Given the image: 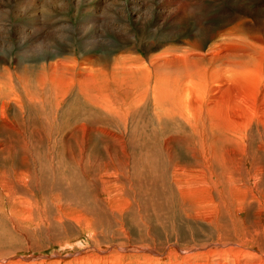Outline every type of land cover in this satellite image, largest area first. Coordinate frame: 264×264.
<instances>
[{
	"label": "rangeland",
	"instance_id": "1",
	"mask_svg": "<svg viewBox=\"0 0 264 264\" xmlns=\"http://www.w3.org/2000/svg\"><path fill=\"white\" fill-rule=\"evenodd\" d=\"M28 76L44 79L52 93L67 90L63 109L82 91L92 95V105L103 95L122 99L112 108L127 123L130 157L136 150L128 147L129 132L138 124L139 146L156 138L176 148L171 141L184 135L198 139L201 150L197 156L179 148L187 170L175 184L166 174L162 188L174 208L156 222L127 215L133 202L124 194L102 202L113 210L106 212L113 227L103 222L92 232L80 209L64 211L62 228L52 229L37 215L10 220L1 199L0 264H264V0H0V84ZM255 89L254 116L239 124L233 97ZM48 95L44 114L52 117ZM221 105L227 111L216 114L219 122L210 112ZM77 137L67 139L66 153H76ZM41 138L35 131L34 139ZM111 143L112 154L123 147ZM105 166L106 173L118 171L114 158ZM93 174L91 191L100 195ZM30 178L33 185L54 183L37 167ZM119 186L111 183L114 191ZM36 205L42 207L37 201L27 211Z\"/></svg>",
	"mask_w": 264,
	"mask_h": 264
},
{
	"label": "bare ground",
	"instance_id": "2",
	"mask_svg": "<svg viewBox=\"0 0 264 264\" xmlns=\"http://www.w3.org/2000/svg\"><path fill=\"white\" fill-rule=\"evenodd\" d=\"M198 45L196 44V47ZM51 69L53 68L51 67ZM8 75L10 74L8 73ZM28 75L30 74L28 73ZM7 79V85L5 83L0 84V200L2 199V202L8 205L7 213L10 214V220L22 216L29 221L33 215H37L42 218L43 226L50 225L49 227L56 229L54 225L57 226L63 219H67L63 218V213L80 209L85 216L83 218H86V222L90 224L89 227L86 226L90 232L93 228L95 230L97 227H102L103 222L109 224L112 228L113 224H110L109 218L106 220V212L111 213L113 210L109 205L106 206L107 211L102 207V202H107L106 200L112 194L113 196L124 194L129 205L133 202V205L127 208V215L128 212L129 214L134 213L139 221L156 222L159 220L162 211L174 208L172 199H169V196L164 193L162 185L165 182L166 174L169 175L170 182L172 180L175 184L177 174L180 171L187 170L188 162L186 159L180 161L182 153L179 148L184 147L187 152H193L197 156L200 155L198 152V148L200 149L198 139L194 140V138L183 135V139L175 142L171 141L176 148H172L169 145L170 142L164 140L168 143L165 145L156 138L153 139L150 146H139L137 142L140 140L138 134L141 127L138 128V124L134 127L131 126L132 129L129 132L132 140L128 141L129 146H127L136 150V155L130 157L126 152V143L124 142L127 123L124 122L125 119H122V114L112 108L113 104L121 103L122 99H119V97H113L114 100H112L109 96L103 95L99 97L102 103L92 105V102H94L92 95L89 96L88 92L82 91L83 95L77 93L78 98L72 100L73 95L72 101L67 104L66 109H63L64 106L61 108L62 102L65 105V102H67L65 101L66 97L70 96V93L66 94L67 90L61 92L62 94L52 93V91L45 89V81L40 77L30 81H28L29 76L21 81L16 80L17 85H13L12 82L14 81L10 77ZM79 81L85 84L88 83V79L82 78ZM14 89H20V92L17 93ZM161 90L165 91L166 95L169 92V90L162 88ZM256 90L251 92L252 96L249 93L252 91L250 90L249 95L245 96L246 98L242 96L233 97L238 101L237 109L239 112L237 116L239 119L242 118L241 122L238 121L239 124L244 123V120L247 123L253 118ZM48 93L53 95L48 100L50 103L53 100L49 107L55 106L54 113L51 112L52 117L44 114L45 109L48 107L43 102L48 99ZM164 97H157L158 102L160 103ZM133 101L135 103L131 108L135 109L140 101L137 97H134ZM233 102L236 104L234 99ZM82 104H85V106ZM153 105L154 108L155 102ZM90 106L92 108H89ZM129 106L130 104L125 103L121 106L123 111L125 108L128 116L131 114L129 113L130 108L127 109ZM10 108L17 109L15 111L11 109L10 114L8 113ZM133 111L132 114L135 112ZM219 111L226 113L227 110L221 105L215 112L211 111L210 113L212 114L211 118L214 115L220 122L221 118L216 116ZM35 131L40 133L42 137L40 141L34 139ZM73 135L78 136L75 139L77 151L71 154L66 153V148L71 145L67 143V139L72 138ZM2 136H4V139ZM15 136L18 137L17 141L13 140ZM58 137H60L59 140ZM192 140H194V149L190 148ZM108 142H112L116 146L119 145L120 148L123 147L119 152L115 151L112 154L106 149ZM174 145L173 147H175ZM261 145L264 148V144ZM59 148L62 153L58 152ZM259 151L262 152L261 157L264 156V149H259ZM112 158L117 160L118 171L114 174L108 172L109 170L107 173L104 170L102 171L106 167V161L108 162ZM201 162L202 160L200 164ZM36 167L40 171L52 175L54 183L46 186L43 183L40 184L38 180L39 185H33L30 177L32 170ZM170 167L171 174L167 172ZM105 169L107 170V168ZM91 172L96 173L93 174L94 179L98 181L101 187L100 190L103 191L100 195L92 194L91 190L93 189L90 187L92 182L90 179ZM41 176L43 177V174ZM43 179H45V176ZM117 181L120 182V186L115 187L114 191L111 188V183ZM156 183H159L160 186L158 187ZM37 201L42 207L39 208V205H36L32 207L35 212L29 213L27 208L32 204H36ZM51 214L52 216H49ZM7 217H9L8 214ZM109 217L111 218V216ZM10 220H5V224H8ZM14 221L17 224L20 220L15 219ZM78 223H80L79 219Z\"/></svg>",
	"mask_w": 264,
	"mask_h": 264
}]
</instances>
